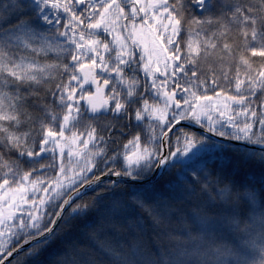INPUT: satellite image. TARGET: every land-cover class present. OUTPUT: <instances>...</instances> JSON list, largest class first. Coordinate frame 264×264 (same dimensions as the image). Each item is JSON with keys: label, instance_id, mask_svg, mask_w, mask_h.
Here are the masks:
<instances>
[{"label": "snow or ice", "instance_id": "1", "mask_svg": "<svg viewBox=\"0 0 264 264\" xmlns=\"http://www.w3.org/2000/svg\"><path fill=\"white\" fill-rule=\"evenodd\" d=\"M0 264H264V0H0Z\"/></svg>", "mask_w": 264, "mask_h": 264}]
</instances>
